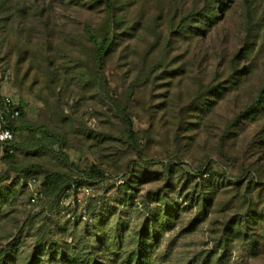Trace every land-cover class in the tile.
<instances>
[{
    "label": "rangeland",
    "instance_id": "obj_1",
    "mask_svg": "<svg viewBox=\"0 0 264 264\" xmlns=\"http://www.w3.org/2000/svg\"><path fill=\"white\" fill-rule=\"evenodd\" d=\"M263 90L264 0H0V102L49 133L0 151V264H123L138 241L148 264H264ZM91 166L42 194V170Z\"/></svg>",
    "mask_w": 264,
    "mask_h": 264
},
{
    "label": "trees",
    "instance_id": "obj_2",
    "mask_svg": "<svg viewBox=\"0 0 264 264\" xmlns=\"http://www.w3.org/2000/svg\"><path fill=\"white\" fill-rule=\"evenodd\" d=\"M91 2H96V0H91ZM108 6H110L109 3ZM205 16L206 18H209V16L207 15ZM86 31L88 33L89 40L93 42L94 45L96 46V58L100 64L102 62L104 53L108 48L109 40L106 37H98L90 33L88 29ZM263 98H264V90L259 93L257 99L253 101L248 111H251L257 105H262V103H264ZM18 109H19V116L20 115L22 116L24 112L22 111L20 105L18 106ZM15 120L16 119H8L7 121V126L12 131L13 136L15 134V131L20 130L21 128L28 129L30 131L41 132L46 135H49L48 131L44 126L34 127L32 125H21L20 127L15 125ZM61 147L62 144H59L57 147L58 152L62 151ZM8 148L11 149V151L9 149H5L2 156L10 159L13 156L14 143L10 142L8 144ZM33 169H34V165H31L19 169V172L25 174V173H29ZM41 172L43 174V178L41 182V192L45 197H58L63 191L68 190L71 187L78 188L84 185V183L88 179H101L104 176V173L101 172L96 166H91L87 173L84 172L78 173L79 174L78 176H74L73 174L68 175V174L49 171V170H42ZM169 216H171V213L169 214V211H165L162 218L159 216V214H156L153 217V220H155V222L158 223L160 226H166V224H168L169 222ZM148 247L149 246L147 245V243H142L138 241L137 251L134 249L128 252L123 264H148L146 261H143L141 259V255L148 256V254H145L146 252H149V249H146ZM93 253L94 252L92 251L85 252L84 254L88 256L85 258L83 256H80V250L69 252V250L67 249L65 250L61 247L58 250H44V248L39 247V249L34 251L32 260L28 264H45L43 261L45 256L50 258L49 260L51 261V264H101L99 263L98 260L90 256V254ZM58 254H59V258H57ZM117 254L118 252L114 253V255H116V258L118 259L119 256Z\"/></svg>",
    "mask_w": 264,
    "mask_h": 264
},
{
    "label": "built area",
    "instance_id": "obj_3",
    "mask_svg": "<svg viewBox=\"0 0 264 264\" xmlns=\"http://www.w3.org/2000/svg\"><path fill=\"white\" fill-rule=\"evenodd\" d=\"M19 103L10 100L8 97L2 98L0 105V151L4 152L8 144L13 139V133L7 126L8 119L19 117ZM11 151V149H9Z\"/></svg>",
    "mask_w": 264,
    "mask_h": 264
}]
</instances>
